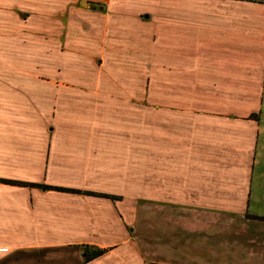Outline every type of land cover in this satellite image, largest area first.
I'll list each match as a JSON object with an SVG mask.
<instances>
[{"label":"crops","instance_id":"crops-1","mask_svg":"<svg viewBox=\"0 0 264 264\" xmlns=\"http://www.w3.org/2000/svg\"><path fill=\"white\" fill-rule=\"evenodd\" d=\"M191 1L167 0V9L156 10L155 14V0H0V259L8 258L16 250L38 249L48 254L50 249L66 248L69 244L74 247L90 243L114 247L103 255L107 259L112 255L121 260L138 257L143 263V254L126 250L129 233L117 214V203L109 197L85 193H143L142 126L136 127L135 139L129 140L134 133L131 117L134 111L130 117L123 115V103L118 100L125 91L102 89V95L111 102L97 108L93 101L96 89L90 86L85 89L84 85L97 83V76L78 73L77 67L81 65L78 60L67 62L68 68H72L67 71L60 44L65 30L69 34H78V29L99 30L103 42L109 45L107 36L112 34L153 44L155 34H166L167 54L175 78L183 67L184 83L189 76L199 84H231V91L239 94V84L247 82L250 90L262 98L264 61L258 60L259 53H255L261 48L257 41H263L255 31L260 25L255 19L261 16L254 11H238L233 4H227L230 9L222 4L219 10L208 11L204 6V10L198 11L193 9ZM202 1L206 4L209 0ZM221 1L235 3V0ZM242 19L246 20V27L240 29V25H245L240 22ZM47 35L55 36L54 40L48 43ZM239 35L254 43L251 46L255 51L247 58L251 60L241 53L252 51L239 46ZM76 40L79 41V34ZM117 42L112 41L115 58L109 64L105 59L99 61L102 65L115 66V70L121 68L117 72L124 73L122 82H137L136 74L142 73L143 65L137 64V58V62L128 60V53L123 54ZM82 63L87 65L86 61ZM116 77L103 76L106 83H120ZM169 93L176 97L175 91ZM162 108H157V116L155 113V196L159 199L160 195L166 196L168 201L184 205L196 204L207 211L212 208L257 212L256 205L249 204L253 192L252 170L257 159L254 142L261 126L249 122L253 135H240L245 141L239 146L235 143L238 134L229 140L233 138L231 133L241 131L243 125L235 118L217 116L214 110L199 112L175 107V103L163 109L167 116L160 117ZM109 112H114L113 116H106ZM103 113L106 121L101 122L103 131L97 135V114ZM188 119L195 124L188 122L187 131L184 128L179 136H173L171 129H176L178 123L186 124ZM192 125L203 129L193 134ZM75 127L84 131L78 128L76 132ZM249 141L251 144L246 145ZM188 159L194 165L183 166ZM178 164L189 170L180 171ZM8 180L36 185H17ZM43 185L83 192L49 189ZM215 222L221 223L204 218L173 225L158 221V226L165 228L162 233L166 231L167 235L177 229L208 234L217 228ZM156 224L157 220L155 227ZM188 237L187 242L183 238L178 242L158 243L159 255L155 257L158 259L164 252L173 250L168 258L162 259L168 260L167 263H161L257 264L259 259L258 263L264 264L260 262L264 253L255 249L223 252L226 257L219 249L215 251L217 244L211 250L194 251L188 246L192 241ZM250 241L254 242L253 237L248 238ZM177 243L179 247L175 246ZM56 253V258H63ZM100 257L76 264H97Z\"/></svg>","mask_w":264,"mask_h":264},{"label":"rangeland","instance_id":"rangeland-1","mask_svg":"<svg viewBox=\"0 0 264 264\" xmlns=\"http://www.w3.org/2000/svg\"><path fill=\"white\" fill-rule=\"evenodd\" d=\"M201 1L202 0L191 1V6L194 10H204L203 7L206 6V10L215 11L221 9L222 4L224 8L230 9L226 7L227 4H229V6H232L233 4V6H235L236 10L238 11H250L251 13L254 11L258 14V16H261V18H256L255 21L256 24H260L257 27H261L263 30H257L259 28L256 27L255 31L259 32L258 36H262L261 38H263V41H257L258 44H261V48L260 50L256 48L260 52L256 51L255 53H259V56H257L258 60L264 61V0H235V3H226L222 2L221 0H209L206 4L205 1ZM166 3H168L167 0H155V14L156 10L163 11L164 9H167ZM197 6H200V8H198ZM240 22L245 24L246 20L242 19L240 20ZM241 27H246V24L240 25V29ZM78 31L79 41L76 40L78 34H69V31L66 32V30L64 36L62 37L63 40L60 44V49H62L65 69L67 71H69V69H72L71 67L68 68L69 66H67V62H70V60H78L79 64H81L77 67L78 73L80 72L97 76V83L84 84L85 89L87 86L94 87L96 89V94L93 97V101H95V106L97 108L99 106H105V104H109V102H111L109 98L102 95V89H117L125 91V93L123 92V94H120L118 96V100L123 103V109H121L122 114L130 117V113L134 111L133 116H131L134 118V122H132L133 131L136 129V127L142 126L141 128L143 129V145L141 148L144 156L143 174L141 179V192L143 193L139 195H113L116 196V198H111L114 201V204L117 203L115 209H117V214L120 215V218L126 224L125 226L129 233V243L127 244L126 250H135L143 254V263L138 257L130 258L128 260H121L119 257L116 258L114 255L109 257L111 259H107L102 255V257H100L98 261H96L97 264H109L112 262V264H163L161 263L163 261L167 263L168 260L162 259L168 258L169 253L171 254L173 250H170V252H164V255H160L161 257L157 259L159 255V250L157 249V247L159 248L158 243L159 245H161L162 242H178L183 238H185L186 241V237H188V235V238L192 240L190 243L191 245L188 244V246H192L194 251H199L202 249L211 250L214 249L213 246H216L217 244V248H215V251L219 249L221 253L231 251L239 252L250 249H255L258 252L264 253V96L261 98L259 93H253L252 90H250V86L247 82H241L239 84V90L237 89V92L240 91L239 94L231 91V84L218 82H204L199 84V82H192L194 80L191 79V81L189 79V76L187 77V83H184V78L183 76H181V70H183V67L179 72L181 73L179 74L180 77L178 76L180 79H178V77H176V79L172 74L174 68L167 54L168 41L166 34H155V44L151 42L146 43L137 41L135 38L127 39V37L124 35L115 36L112 34L107 36L109 41L111 42V44L109 45L103 42V34L101 32H98L99 30L88 28L86 29V31L81 32L80 29H78ZM180 37L182 38L183 36ZM54 38L55 36L47 35L48 43H50V40H54ZM114 38H116V40H113ZM112 41H119L117 42V44L123 54L128 53V60L137 62V58V64L139 65L140 62L143 65L142 73L137 72L136 74L135 70H133V73L138 75L137 82H122V75L124 73L117 72V70L120 71L121 68H117V70H115V66L102 65V61H99V59H105L107 61V64H109L111 60L115 58V56H113L115 51L114 48H112ZM238 42L240 44L239 46L243 47L242 49L247 48V50L252 51L241 52L245 54L244 58L247 59L248 57H250L249 53H253V51H255V48L253 49V47L251 46L254 43L248 41L246 39V36L242 37L240 35ZM134 47H137L138 49H134ZM142 48H144L143 51H141ZM151 51H155V53H152ZM189 54L192 53H190L189 51ZM75 55H77V57H75ZM84 61H86V66L82 65V62ZM140 69L141 68L139 67L138 70ZM106 74L109 76H117L116 78L121 80V82H104L103 76ZM169 74L173 77H169ZM177 74L178 73H176V75ZM169 79H172L174 81L169 82ZM170 91H175L176 97H174L175 94H171V97L169 93ZM204 91L207 92L208 97L204 96L206 95ZM231 94H233L234 97L230 96ZM89 97H91V95H89ZM80 98L83 97L80 95ZM174 103L175 107L192 108L198 110L199 112H201L203 109L214 110V113H216L217 116L223 117L225 119L235 118V120H237L239 123H243V125L241 124L242 126H240L241 131H239L241 134H239V132L237 131H234V133H231L233 135V138L229 137V140L232 141L234 140L236 134H238L239 136H237L236 138L239 139H237L235 143L239 146L245 141L243 139H240L243 138L240 135L249 134L250 136L252 133V129L250 130V127L247 125L249 122L261 126L259 131L260 135L257 141L254 142V146L257 149V159L256 161H254L255 167H253L252 170L253 173L251 189L253 190V192L252 194H250L252 203L250 202L249 204L250 206L251 204L256 205L254 208L258 209L257 212L260 211L259 213L252 209L250 211L230 212L225 210L215 211L212 208H209L210 211H207L206 209L201 210L200 208L202 207L196 206V204L184 205L179 202H174L173 200L168 201V199H166V196L160 195V199L159 196H155V113L157 116V108L163 107L159 113L160 117L167 116L166 111H163V109L170 104L174 105ZM92 105L93 104H90V106ZM112 113L114 112H109L106 114V116L108 114L109 116H111ZM99 115L100 114H97V135L98 131L99 133L103 131L101 122L106 121V119L103 118L105 116L104 113L103 115H100L101 118L99 117ZM89 117L91 118V116ZM185 122L186 124H176V129H171V134L173 136H179V131L183 130L184 128L185 131L188 130V122L195 124L191 119L185 120ZM106 124L108 125V123ZM75 128L77 129V132L79 127ZM79 129H81V131H84L82 128ZM201 129L203 128L199 125L197 127L192 125L191 132L193 134L196 133L197 130L198 132H201ZM89 131H91V129H89ZM131 139H135V131L133 135L130 136L129 140ZM253 139L254 138H252V140ZM250 144L251 142L249 141L246 145ZM133 150L135 152L136 148L134 147ZM138 150H140V148H138ZM156 151L158 152V150ZM233 155L234 154H232L231 156ZM118 158L120 157L118 156ZM178 159L182 160L181 158ZM116 161L117 163L119 162L118 160H114V162ZM189 164L190 161L182 165L189 166ZM178 165H176V167ZM182 165L180 166L181 168H178L180 169V171L183 170L184 172L185 170H189L188 167L185 168V170L182 169ZM192 165H194V163L190 164V166ZM105 194L106 193L99 192V194L91 195L106 197ZM119 199L122 200L119 202L116 201ZM120 209L123 210V212ZM256 213L263 215H256ZM204 218H208L212 221L218 220L221 223L215 222V224H217V228H212V232L208 234L203 233V231L187 232L185 230L181 231V229H177V231H174L172 232V234L170 233L167 235V233H165L166 231H163L162 233V230L165 228H161L158 226V221H169L173 225L175 222H197L199 219ZM155 220H157L156 227ZM223 221L224 224L222 223ZM227 222H230V224ZM190 228H193V226H191ZM167 230L169 229L167 228ZM193 230H196V228H193ZM184 233L186 234L185 236ZM249 237H253L254 242L250 241L248 243ZM85 245L94 244L81 243L77 244V246L74 247L69 244L66 248L58 250L50 249L48 250V254H45L46 251H41L38 249L31 251L16 250L10 253L8 258L0 259V264L82 263V251ZM98 245L99 244H97V246ZM175 246L179 247V243L175 244ZM101 248H108V251L106 252L107 254L114 247ZM56 252H58V256L62 255L63 258H56ZM226 256L227 254L223 253V257ZM260 259V262L264 261V258ZM258 260L259 259L256 260L257 264H259ZM173 262V264H175V261Z\"/></svg>","mask_w":264,"mask_h":264},{"label":"trees","instance_id":"trees-1","mask_svg":"<svg viewBox=\"0 0 264 264\" xmlns=\"http://www.w3.org/2000/svg\"><path fill=\"white\" fill-rule=\"evenodd\" d=\"M11 183L17 184V185H36L33 183H25V182H20V181H14V180H8ZM46 188L49 189H59V190H63V191H76L79 193H82V190L79 189H70V188H65V187H58V186H53V185H43ZM85 193H90V194H99L97 192H92V191H86ZM106 197H110V198H116V196L113 195H108L105 194ZM108 251V248H101L98 246H94V245H85L84 249H83V260L85 262L91 261L97 257H100L102 255H104L106 252Z\"/></svg>","mask_w":264,"mask_h":264}]
</instances>
